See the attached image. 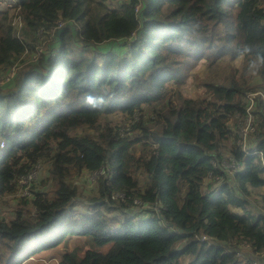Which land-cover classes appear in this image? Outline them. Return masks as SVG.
I'll use <instances>...</instances> for the list:
<instances>
[{
	"label": "trees",
	"instance_id": "trees-1",
	"mask_svg": "<svg viewBox=\"0 0 264 264\" xmlns=\"http://www.w3.org/2000/svg\"><path fill=\"white\" fill-rule=\"evenodd\" d=\"M114 2L19 0L16 25L0 6V74L17 67L0 85V200L23 201L0 219V264L48 251L60 264H264V0ZM30 52L38 65L20 68ZM190 78L196 97L181 91ZM248 92L263 95L247 152ZM83 186L94 195L77 203ZM78 234L110 246L79 260Z\"/></svg>",
	"mask_w": 264,
	"mask_h": 264
},
{
	"label": "rangeland",
	"instance_id": "rangeland-1",
	"mask_svg": "<svg viewBox=\"0 0 264 264\" xmlns=\"http://www.w3.org/2000/svg\"><path fill=\"white\" fill-rule=\"evenodd\" d=\"M111 4H117L114 1L116 0H108ZM1 7H3V5L0 4ZM4 8V7H3ZM17 22V21H16ZM14 25L15 22H14ZM51 41V40H50ZM92 48V47H91ZM43 49V47H42ZM88 47H81L78 46L77 44H73V50L74 53L77 56L83 55V53H86L88 51L91 50H87ZM93 49V48H92ZM44 51H46L45 49H43ZM41 52V51H39ZM38 58H34L32 59V54L31 52L26 56L25 62L20 66V68L26 66V65H38L39 62H33V61H37ZM240 63V60L236 61V64L238 65ZM207 71V65L202 63L200 64L196 69H194V73L197 74L198 78L202 77L204 74H206ZM199 83L197 82L196 78H190L186 81V83L184 85H182V93L184 96L187 97H196L197 95H199L201 93V86L198 85ZM164 92L167 94L168 92L171 93V96L169 98V104L171 105L172 108H174L176 106V100L173 96L174 92H175V86L173 85V81L169 80L165 83L164 86ZM114 116V115H113ZM112 117V116H111ZM120 118V114L119 115H115L114 117L110 118L111 120L115 121H119ZM160 120L161 123L164 126L168 125V122L163 118L162 115H160ZM231 126L234 125L233 120L230 121L229 123ZM98 132V131H97ZM45 173L47 172V167L44 170ZM88 174H84L82 177H87ZM45 179V175L43 174V178L41 180ZM50 181L48 183H46L45 185H43V189L48 188L50 186ZM83 190V194H84V198L85 199H77V203H88L89 201V197H92L94 194L93 192H90L89 190H86L85 186L82 187ZM22 199L18 198L17 200H15L13 197L7 198V199H3L0 200V219H8V218H12L16 215V210L19 208V205L22 203ZM24 205V204H23ZM84 208V207H83ZM117 212V210H116ZM121 212V211H120ZM113 213V212H112ZM3 216V217H2ZM143 216H147L146 213L143 214ZM2 217V218H1ZM83 236L82 235H74L71 239H70V244H69V248L70 250L76 248V252L75 255L77 257V259H81L82 258V254L84 252L85 249L87 248H94L95 250H99V251H104L106 252L110 246V244H105L103 246H98L95 245L94 243H84L83 242ZM60 264L59 260L56 258V253L55 251H48L45 253L39 252L36 253L35 255L31 256L30 259L26 258L23 264Z\"/></svg>",
	"mask_w": 264,
	"mask_h": 264
},
{
	"label": "built area",
	"instance_id": "built-area-1",
	"mask_svg": "<svg viewBox=\"0 0 264 264\" xmlns=\"http://www.w3.org/2000/svg\"><path fill=\"white\" fill-rule=\"evenodd\" d=\"M0 3L12 10L13 12V15H14V22L15 24H19V15H18V10H19V6H20V3H19V0H0ZM141 6L140 4H137L136 5V8L139 9ZM17 21V22H16ZM67 22H70V19H67V18H60L59 20H57V24L54 28V32L56 29L58 28H61V26L65 25ZM54 32L52 33V36L51 37H55L54 36ZM39 34H40V39L42 41H45L43 40L45 35H46V30L45 29H41L39 30ZM50 40V39H49ZM48 41V39L46 40V42ZM45 42V43H46ZM44 43V44H45ZM43 49H44V45H43ZM42 47L39 48V51H43ZM16 70H17V67L16 65L13 66L12 70L9 71V72H6V73H1L0 74V85L3 86V85H6L8 84L9 82H11L15 76V73H16ZM248 97H249V100H250V106L248 108V113L245 115V118L242 119L241 116L238 117V128H240L238 130V133L239 135L243 138L244 142H245V145H244V149L248 152V148H247V141L250 139V135L255 131V127H254V123H253V115H252V107H253V104H254V101H255V98L262 94V92H248ZM264 96V95H263ZM139 116L138 115H133L132 119H131V124L135 123V121L137 120L136 118ZM254 148L255 147V144L253 145ZM256 152H259V151H256ZM103 172V169L99 170V171H94L92 173H90V178L92 180H95L97 178V176L99 174H101ZM40 173V167L36 170H34L33 172H31L30 174H27L23 177H21L20 179V189H24L26 187H29L31 184H30V181L36 177H38ZM25 194H29L28 191H24ZM135 204L137 205H143V202L139 199V200H135ZM45 264H48V263H45ZM255 264V263H254Z\"/></svg>",
	"mask_w": 264,
	"mask_h": 264
}]
</instances>
